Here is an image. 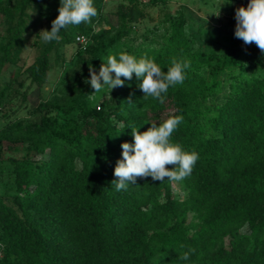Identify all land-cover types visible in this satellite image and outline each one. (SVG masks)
Returning <instances> with one entry per match:
<instances>
[{
  "label": "trees",
  "instance_id": "16d2710c",
  "mask_svg": "<svg viewBox=\"0 0 264 264\" xmlns=\"http://www.w3.org/2000/svg\"><path fill=\"white\" fill-rule=\"evenodd\" d=\"M227 1L241 7L249 2ZM101 4L93 0L97 13ZM150 4L123 0L107 27L91 35L85 23L67 26L61 39L41 43L32 61L0 88V105L10 91L18 95L14 112L25 111L0 126V154L24 151L0 156V182L10 181L14 189L10 196L0 194V264H264V75L238 78L241 51L218 55L200 72L182 12L165 11L150 25ZM32 5L36 0H0L6 23L1 63H17ZM59 6L60 0H45L36 21L44 19L50 31ZM70 28L76 30L72 37ZM76 34L91 36V46L74 51H88V68L100 69L121 52L152 59L165 73L173 58L190 67L183 83L162 93L163 104L145 99L133 74L131 80L121 77L122 87L95 92V106L91 85L74 77L76 100L28 106L27 92L46 79L50 52L74 42ZM247 52L264 73L260 49L254 45ZM225 73L229 83L221 97ZM175 116L183 121L170 143L199 154L180 181L185 196L174 198L170 180L151 177L116 191L121 144L133 143L136 129L143 133ZM190 248L194 252L182 260Z\"/></svg>",
  "mask_w": 264,
  "mask_h": 264
},
{
  "label": "rangeland",
  "instance_id": "374dc122",
  "mask_svg": "<svg viewBox=\"0 0 264 264\" xmlns=\"http://www.w3.org/2000/svg\"><path fill=\"white\" fill-rule=\"evenodd\" d=\"M45 0H36L37 5H32L28 10V17L26 19V31L23 33L25 43L19 54L17 63H11L4 61L0 62V88L2 85L10 81L15 75L27 64H29L33 57L39 50V45L44 41L41 39V30H48L47 24L44 19H37V10ZM123 0H102L100 11L96 17H93V21L96 22H84L85 26H90V35L101 27H107L106 20L114 19V12L117 5ZM152 2L147 6L146 14L148 16L147 22L150 25L156 24L161 14L165 11L173 13L176 10H180L184 16L183 29L185 34L192 41V51L197 56V61L202 64L200 72L206 71L208 62H212L215 58L223 53L234 52L235 56L240 54L239 63L241 72L238 78H249L256 75H264L260 68L254 63L250 57L247 49L254 47V43L250 45L244 44L241 39L235 37V11L241 7L240 2H229L227 0H141ZM163 1V4L160 3ZM249 3V2H248ZM245 5V7L248 5ZM219 12V15L216 14ZM6 23L3 16L0 14V47L5 42L6 35ZM73 28L68 30L70 37L75 34ZM89 45H92L91 36L88 41ZM76 44L72 41L68 43H61L57 46L56 51H51L49 54L50 68L47 71L46 79L39 88L32 87L27 92V105H36L41 100L55 101L59 104H67L77 99V93L71 90V85L74 80L80 82V85H85L86 81L90 79L89 68L84 63L90 59L88 51L84 53L74 52ZM0 48V56H1ZM262 54V53H261ZM244 56V57H243ZM81 57V60L78 59ZM93 71L99 73V66L92 67ZM233 73H236V68L233 69ZM20 78V77H19ZM229 79L226 77V73L222 75V90L220 96L226 92ZM22 89V88H21ZM220 97V99H221ZM18 99L16 93L8 91L7 97L2 101L0 105V126L4 123L14 119L15 117L24 116L25 111L14 112V105ZM91 105L97 104L95 98V92L92 88L90 94ZM165 116V115H163ZM24 151L20 149L16 151H4L0 156H15L19 157ZM38 157V156H37ZM42 157H45L42 156ZM170 191L174 198L181 199L185 196V190L183 189L180 181H170ZM4 193L10 196L14 193V189L10 181L0 182V194ZM246 231V229H243Z\"/></svg>",
  "mask_w": 264,
  "mask_h": 264
},
{
  "label": "clouds",
  "instance_id": "9594fccd",
  "mask_svg": "<svg viewBox=\"0 0 264 264\" xmlns=\"http://www.w3.org/2000/svg\"><path fill=\"white\" fill-rule=\"evenodd\" d=\"M219 15V12L216 14ZM97 16V10L93 6V0H60L57 17L51 22V30H41V39L47 43L61 39L59 32L69 25H80L90 22ZM236 38L244 44H255L264 54V0H249L247 7H239L235 11ZM173 66L162 72L161 68L149 58L137 60L134 56L121 52L116 56H109L107 62L100 66L99 73L89 66L90 79L86 81L94 89L100 92L104 86L109 91L114 87H122L124 81L131 80L133 74L141 81L139 88L144 93V98H156L161 104L164 103L169 86L181 84L185 80L184 69L190 67V62L172 61ZM114 73V77L113 74ZM183 121V116L168 118L163 124L157 126L152 123L151 127L139 133L137 129L132 132L133 143L121 144L122 159L117 161L114 168V176L117 178L112 183L115 190H126L131 184H135L137 178L151 177L154 181L163 182L182 181L188 177L199 159L195 151H182L178 144L170 143V137L177 125ZM44 157H40L43 159ZM166 165L174 166L169 170ZM194 249H189L180 258L188 260Z\"/></svg>",
  "mask_w": 264,
  "mask_h": 264
},
{
  "label": "built area",
  "instance_id": "2783aa9c",
  "mask_svg": "<svg viewBox=\"0 0 264 264\" xmlns=\"http://www.w3.org/2000/svg\"><path fill=\"white\" fill-rule=\"evenodd\" d=\"M89 41V37L84 34H76L74 36V43L79 49H84Z\"/></svg>",
  "mask_w": 264,
  "mask_h": 264
}]
</instances>
